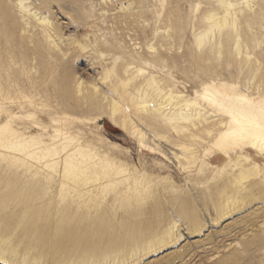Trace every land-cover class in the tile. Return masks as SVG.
<instances>
[{"label":"rangeland","instance_id":"obj_1","mask_svg":"<svg viewBox=\"0 0 264 264\" xmlns=\"http://www.w3.org/2000/svg\"><path fill=\"white\" fill-rule=\"evenodd\" d=\"M212 82L264 97V0H0L2 234L51 252L62 228L146 237L116 264H264L262 155L245 152L260 170L238 183L235 156L211 155L208 139L170 147L161 114L173 109L156 105L172 93L206 107ZM7 131L46 148L23 150ZM160 222L171 233L143 234Z\"/></svg>","mask_w":264,"mask_h":264},{"label":"bare ground","instance_id":"obj_2","mask_svg":"<svg viewBox=\"0 0 264 264\" xmlns=\"http://www.w3.org/2000/svg\"><path fill=\"white\" fill-rule=\"evenodd\" d=\"M222 21H215L213 26L220 29L224 26ZM128 83L127 80L122 82V85L126 86ZM202 91L199 95L206 100L204 105L209 108L215 107L219 111L218 115L209 114V111H205L206 107H203V104L197 100L172 93L164 94L163 97H166V100L162 99L156 104L169 106L173 109L172 113L161 114L166 124L173 131L172 137H168L172 145L170 147L182 149L183 153L189 149V146L203 147L205 139H208L211 155L225 153L228 158L232 155L235 156L234 161L239 166L240 171L236 182L239 183L251 175H257L260 169L256 161L246 157L245 152L253 151L256 155H262L264 158V97L262 95L255 97L251 93H240L236 85L229 86L223 82L218 85H214L212 82L204 86ZM133 99L135 104L146 107L147 102L151 101L152 98L144 95ZM8 136L15 138L23 150L29 148L33 152L40 153L46 148V145L34 141L32 137H20L14 133H9ZM51 155H53L52 152L48 154V156ZM75 156V159L80 162L83 159H88L90 153L83 149ZM177 157L182 161L179 155ZM227 187L229 188L228 191L223 193V195L228 193L224 195L226 197L225 205H232L235 202V197L233 198L229 193L234 189L230 185ZM33 208L36 212L39 210L37 206L29 207L27 210L30 211ZM162 222L159 225L148 223L150 226L143 231V234L145 236L156 234L158 230L163 229ZM86 225L88 226V224ZM10 228L4 224L0 226V248L4 245L3 250L0 251V263L2 264H14L15 259L22 254L20 261L22 260L25 264L28 255L26 253L34 251L37 252L36 254H43L42 257L33 261L38 264L41 260L45 264L54 260H56V264H116L115 258L121 257L128 260L146 248L143 241L146 237L139 235H135L131 239L128 238L130 241H125L124 238L105 237V242L100 243L99 241L105 235L103 231L98 234L88 232L86 236H82L81 233L62 232V228L53 242L55 248L51 252L50 249L44 248V240H38L36 245L27 246L28 244L23 240V237L13 233L11 236L2 234ZM79 228L82 231L92 229L91 226L89 228L83 225ZM163 230V234L171 233L168 227ZM7 245L9 246L7 247Z\"/></svg>","mask_w":264,"mask_h":264},{"label":"water","instance_id":"obj_3","mask_svg":"<svg viewBox=\"0 0 264 264\" xmlns=\"http://www.w3.org/2000/svg\"><path fill=\"white\" fill-rule=\"evenodd\" d=\"M100 123H102V122H100Z\"/></svg>","mask_w":264,"mask_h":264}]
</instances>
